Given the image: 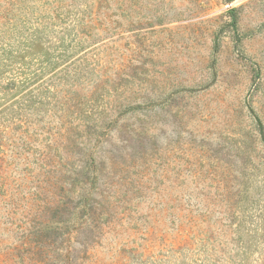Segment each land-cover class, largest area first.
Returning <instances> with one entry per match:
<instances>
[{
  "label": "rangeland",
  "instance_id": "obj_1",
  "mask_svg": "<svg viewBox=\"0 0 264 264\" xmlns=\"http://www.w3.org/2000/svg\"><path fill=\"white\" fill-rule=\"evenodd\" d=\"M0 264H264V0H0Z\"/></svg>",
  "mask_w": 264,
  "mask_h": 264
},
{
  "label": "trees",
  "instance_id": "obj_2",
  "mask_svg": "<svg viewBox=\"0 0 264 264\" xmlns=\"http://www.w3.org/2000/svg\"><path fill=\"white\" fill-rule=\"evenodd\" d=\"M229 25L233 28L234 30V27L236 25V19H235V16L231 14L230 16V22H229Z\"/></svg>",
  "mask_w": 264,
  "mask_h": 264
}]
</instances>
